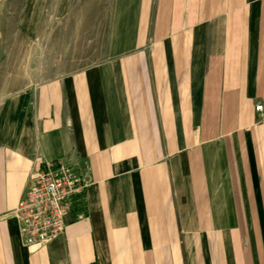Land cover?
Returning <instances> with one entry per match:
<instances>
[{
	"label": "crops",
	"instance_id": "0c3cea01",
	"mask_svg": "<svg viewBox=\"0 0 264 264\" xmlns=\"http://www.w3.org/2000/svg\"><path fill=\"white\" fill-rule=\"evenodd\" d=\"M259 103L264 0H111L99 62L0 101V264H264ZM54 160L83 214L32 250L12 211Z\"/></svg>",
	"mask_w": 264,
	"mask_h": 264
},
{
	"label": "rangeland",
	"instance_id": "374dc122",
	"mask_svg": "<svg viewBox=\"0 0 264 264\" xmlns=\"http://www.w3.org/2000/svg\"><path fill=\"white\" fill-rule=\"evenodd\" d=\"M83 1L72 0L68 17L58 20L61 0H42L41 16L35 20V0H0V101L100 61L111 0ZM21 27L31 34L25 35Z\"/></svg>",
	"mask_w": 264,
	"mask_h": 264
},
{
	"label": "built area",
	"instance_id": "2783aa9c",
	"mask_svg": "<svg viewBox=\"0 0 264 264\" xmlns=\"http://www.w3.org/2000/svg\"><path fill=\"white\" fill-rule=\"evenodd\" d=\"M255 111L262 114L264 105ZM87 184L84 172L62 160L36 167L12 211L22 244L35 250L60 237L67 218L83 214Z\"/></svg>",
	"mask_w": 264,
	"mask_h": 264
}]
</instances>
